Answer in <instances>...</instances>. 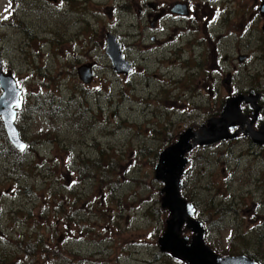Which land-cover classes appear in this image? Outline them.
<instances>
[{
  "label": "rangeland",
  "instance_id": "1",
  "mask_svg": "<svg viewBox=\"0 0 264 264\" xmlns=\"http://www.w3.org/2000/svg\"><path fill=\"white\" fill-rule=\"evenodd\" d=\"M59 1L0 0L1 67L17 79L25 109L15 126L32 145L17 153L0 121V263L185 264L159 251L170 219L154 179L159 154L214 111L199 88L222 86L230 74L264 83V54L247 42L242 64L230 50L234 29L199 34L154 21L147 3L167 0ZM107 35L131 75L113 73ZM88 63L94 78L84 86L77 70ZM187 157L181 196L207 214L219 254L237 251L244 238L230 198L255 187L257 157L238 143ZM193 236L185 227L179 234L188 245Z\"/></svg>",
  "mask_w": 264,
  "mask_h": 264
},
{
  "label": "flooded vegetation",
  "instance_id": "2",
  "mask_svg": "<svg viewBox=\"0 0 264 264\" xmlns=\"http://www.w3.org/2000/svg\"><path fill=\"white\" fill-rule=\"evenodd\" d=\"M48 2L56 7H58L59 3H62L59 0H50ZM66 3L68 6L71 4L69 0H66ZM146 7L152 11L153 16L156 15L152 17L154 21L171 18L174 24L185 25L187 32H199L200 34V31H202L204 34H208L207 29L211 27L217 28L216 33L220 29H234L229 33L235 38L236 45L230 50L234 52L239 63L248 59L246 55H241L242 51L249 50L247 42H249V45L257 43L258 46L254 48L257 50L255 52L264 54V0H253V3H250V0H226V2L222 0H167L161 6L157 7L155 3H147ZM254 34L256 36L253 37ZM211 52L213 54L217 53L215 48ZM89 65L90 69L93 70L94 64L88 63L84 66L88 67ZM210 69L212 74L220 72L214 67ZM2 71L4 74L10 73L12 75L9 70L6 71L2 68ZM262 75L264 78V72ZM12 77L17 82L13 75ZM242 77L246 80H240ZM249 80H252V78L245 73L243 75L230 74L222 86H214L212 88L203 86L199 88L201 91H207L209 96L213 98V105L208 106L214 108V111L205 115L203 119L196 121L193 128L188 129L197 135L202 134L203 128H207L209 121L216 120L221 116L227 102L231 101L232 105L235 102L238 103L239 122L236 124L234 122L229 126L227 131L230 138L212 146H196L190 153L196 150H208L213 147L218 148L219 146L238 143L250 155L257 157L256 164L262 171L257 174L253 181L255 187L248 191L241 189L238 196L233 195L230 198L232 202L229 205L231 209L230 216L234 218L237 227L241 229V237L244 238L243 246H239L237 251L232 248L226 254H219L218 250L212 247L210 221L205 220L207 214L203 212L197 213L196 208L199 206L193 205L192 202L190 203L195 208L194 220L198 221L204 230L203 243L216 256L220 258H246L252 264H264V83H249ZM229 81H233V83H229ZM256 81L259 80L256 79ZM213 84L215 85L216 83ZM200 85H202L201 80H199ZM198 98L199 101H202L200 100L201 95ZM22 107L25 109V106ZM23 108L17 115L22 113ZM19 136L21 138L20 133ZM6 143L7 137L5 135ZM25 144L27 146L26 151L32 147L29 142H25ZM241 152H243V149ZM190 153L186 155L189 162L191 161L187 156ZM189 162L188 165L190 164ZM188 165L187 167L190 166ZM238 167L239 164H235V168L237 169ZM223 176L225 177V175ZM209 184L213 185V182H209ZM204 189L208 190L207 184ZM199 197L201 198V196ZM206 202H208L209 206L212 203L214 204V197H209ZM230 242L232 241L230 240Z\"/></svg>",
  "mask_w": 264,
  "mask_h": 264
},
{
  "label": "water",
  "instance_id": "3",
  "mask_svg": "<svg viewBox=\"0 0 264 264\" xmlns=\"http://www.w3.org/2000/svg\"><path fill=\"white\" fill-rule=\"evenodd\" d=\"M50 1V0H48ZM105 54L110 60L112 70L117 75L128 76L132 73V64L125 61L121 44L116 42L115 37L106 36ZM80 82L89 85L94 77L90 65L77 70ZM0 118L6 136L11 145L19 152H24L26 145L19 137L14 125L16 114L21 109V91L10 73L2 72L0 61ZM237 102L226 103L224 111L216 120L208 122L207 128H203L202 134L197 135L187 130L178 136L177 141L165 148L158 157L154 168V179L163 185L161 190V208L167 210L170 219L166 221L163 236L158 239L159 251L170 254L172 258L185 264H252L246 258H220L216 256L203 243L204 231L201 224L192 220L195 210L193 206L180 195L182 178L188 165L186 155L196 146H212L229 139L228 128L231 124L239 122ZM232 128V127H231ZM21 145L25 147L21 150ZM185 227L193 233L191 243L188 239L179 238L182 228Z\"/></svg>",
  "mask_w": 264,
  "mask_h": 264
},
{
  "label": "trees",
  "instance_id": "4",
  "mask_svg": "<svg viewBox=\"0 0 264 264\" xmlns=\"http://www.w3.org/2000/svg\"><path fill=\"white\" fill-rule=\"evenodd\" d=\"M17 153H18V152H17ZM13 154H14V155H16V153H15V152H13ZM4 262H5V261L1 262L0 264H4Z\"/></svg>",
  "mask_w": 264,
  "mask_h": 264
},
{
  "label": "snow or ice",
  "instance_id": "5",
  "mask_svg": "<svg viewBox=\"0 0 264 264\" xmlns=\"http://www.w3.org/2000/svg\"><path fill=\"white\" fill-rule=\"evenodd\" d=\"M24 147H25L24 145H21V150H23Z\"/></svg>",
  "mask_w": 264,
  "mask_h": 264
}]
</instances>
